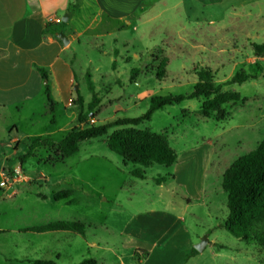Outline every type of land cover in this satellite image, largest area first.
Here are the masks:
<instances>
[{
	"label": "rangeland",
	"instance_id": "1",
	"mask_svg": "<svg viewBox=\"0 0 264 264\" xmlns=\"http://www.w3.org/2000/svg\"><path fill=\"white\" fill-rule=\"evenodd\" d=\"M187 6L164 8L157 4L146 20L140 19L138 11L130 26L121 31L113 30L117 22L109 23L104 17L72 43L64 56L77 75L75 86L84 98V113L92 102L88 74L101 100L86 122H78V107L72 108L75 118L71 121L69 111L59 107L52 111L53 107L41 101L20 112H0V143L4 145L14 125L22 132H50L22 140L18 156L0 158V264H26L10 263L9 259L25 254L21 244L27 234L26 230L17 232L22 227L20 219L39 205L38 211L45 213L48 209L52 220L78 217V222L87 225L88 239L95 234L113 248L96 252L78 238L80 243L76 246L83 247L82 251L62 255L59 264H79L89 258L104 264H135V246L143 239L142 224L148 222L145 226L153 235L161 226V216L146 211L151 206L159 207L160 199L168 198L172 189L178 190L182 205L186 203L183 194L192 201L186 222L195 242L209 236L210 241L225 245L227 253L238 255L239 248L247 251L248 255H239L242 264H263L264 257L257 254L255 245L241 242L223 226L229 210L221 168L254 150L264 139V57H256L251 47L252 43H264V0H228L206 8ZM83 26L78 27L81 30ZM163 58H168V66L166 77L160 80L156 69ZM206 67L216 73L218 84L242 70L257 78L223 88V93L241 95V101L223 106V121L214 116L205 118L200 113L203 100L190 99L167 106L136 126L168 137L179 156L171 167L125 166L122 158L107 146L114 128L105 136L82 141L79 150L64 161L57 160L62 152L57 145L35 149L23 164L22 157L34 140L51 137L60 142L74 127L82 129L118 117H140L148 111L153 96L192 93L198 80L196 71ZM135 69L140 73L131 81ZM15 131L12 128L10 134ZM135 169L144 170L146 179L134 177L131 172ZM24 176L28 180H22ZM174 176L177 182L173 181ZM158 178H163L166 185L160 187ZM47 179H51L50 184ZM20 181L25 183L21 186L25 192L15 199L14 191ZM46 189L74 190L72 199L76 205L61 202L64 206H55ZM38 191H42L43 198L48 195V200H39ZM180 200L177 211L181 209ZM136 214L141 218L130 225L131 236L123 233L124 224ZM47 237L44 244L53 246L55 240ZM210 247L202 252L203 259L209 255Z\"/></svg>",
	"mask_w": 264,
	"mask_h": 264
},
{
	"label": "crops",
	"instance_id": "2",
	"mask_svg": "<svg viewBox=\"0 0 264 264\" xmlns=\"http://www.w3.org/2000/svg\"><path fill=\"white\" fill-rule=\"evenodd\" d=\"M225 1L228 0H0V112L8 109L20 112L35 101L49 104L45 93V89L48 87L53 99V111L58 107L64 112L69 111L68 116L72 121L75 118V112L72 108L75 107L78 96V85L75 86L77 75L70 67V60L65 58L64 54L73 42L79 41L85 31L97 26L104 17L109 23L110 20L117 22L113 30L121 31L125 26H130L131 18L135 17L138 11H141L140 19L145 18L146 20V16L153 11L157 4L164 8H174L179 4H188L191 8L195 5L206 8L222 4ZM72 3L75 4V8L68 12ZM147 4H150L149 8H146ZM152 7L154 8L152 9ZM66 13L69 14V20L64 22L65 24H61L63 22L62 17ZM83 20L86 23H83ZM81 24L84 26L80 30L78 26ZM58 33L67 35L70 40L68 46H65L57 38ZM35 64L47 69L48 79H43L34 68ZM12 128L16 130L13 135L10 134ZM10 130L7 138L8 143L6 145L3 142L0 143V158H3L4 155L7 157L18 156L22 140H27L33 135L41 136L50 133L22 132L17 125L12 126ZM227 167L224 164L221 169L225 172ZM224 172L221 173L224 175ZM41 175L43 174L41 173ZM22 180H28V177L24 176ZM173 181L177 182V177L174 176ZM22 182L16 184L15 199L21 192H25L24 188L21 187L25 183ZM50 182L51 179H47V183L50 184ZM164 185L166 184L159 186ZM40 187L42 189L43 185ZM177 191V189H172L168 193V198L160 199L159 207L151 206L146 211L149 214H159L161 226L159 232L153 235L149 234L150 229L145 226L149 223L142 224L144 228L141 226L140 231L143 232V239L135 248L136 250H145L148 254L144 256L142 252L134 253L135 264H242L239 262L241 260L239 255H248L246 254L247 251L239 248L236 253L238 255L227 253L225 245L218 241H210L209 236L202 238V240L204 238L208 240L202 251L194 248L202 240L199 243L195 242L194 235L186 222V214H189L192 201L183 194L182 198L185 199L186 203L182 205L183 200L178 199ZM41 192L38 191L36 194L41 196L39 200L47 201L48 195L43 198L42 195L44 194ZM56 192L59 191L47 190L51 198ZM178 200H180L181 208L179 211H177ZM54 201L57 207L64 206L60 205L61 202H65L66 206L76 205L75 202L70 203L68 200ZM39 207L40 205L35 210L28 212L26 218L21 217L22 227L18 228L17 232L26 230L25 243L21 244L25 249V254L9 259L10 263L22 261L28 264L29 261L38 259L59 262L62 255L70 256L82 251L83 247L76 246V244L79 245L80 240L90 250L96 252L98 250L113 251L108 241L99 239L95 234L93 238L88 239V235L83 236L70 231H33L35 227L56 221H77L79 219L78 217H70L63 218L65 220H61L62 218L52 220L48 214V209L44 213L43 210L38 211ZM190 215L192 214L190 213ZM140 218V214L133 215L124 224L123 233H129L130 225L134 221H139ZM89 230L91 229L89 228ZM108 230L109 228H106V231ZM109 233L111 232L109 231ZM129 235L131 236V232ZM47 236H52L55 240L53 246L44 244L46 238H49ZM78 238L82 239L79 240ZM208 245L212 249L209 255L203 259L202 252L207 249ZM194 249L197 251L196 254H193ZM94 259L99 264H104L97 258Z\"/></svg>",
	"mask_w": 264,
	"mask_h": 264
},
{
	"label": "trees",
	"instance_id": "3",
	"mask_svg": "<svg viewBox=\"0 0 264 264\" xmlns=\"http://www.w3.org/2000/svg\"><path fill=\"white\" fill-rule=\"evenodd\" d=\"M74 8L75 4L72 3L68 8V12ZM61 24L65 23L62 22ZM251 47L256 57H264V43H252ZM167 66L168 58H163L156 69L158 79L163 80L166 77ZM34 68L41 74L43 79H48V72L45 67L35 64ZM139 73V70H132L131 81H135ZM195 74L198 80L192 93L153 96L148 111L140 117H118L113 121L91 125L82 129L74 127L60 142L51 137L32 141L29 144V152L22 157L23 164L31 157L35 149L39 147L53 148L57 145H60L62 150L57 160L58 162L64 161L65 158L70 157L79 150L82 141L105 136L110 129L114 128V132L107 139V146L122 158L125 166L133 164L144 169L155 165L171 167L177 162L178 154L171 146L168 137L148 129H138L136 126L143 121L151 120L155 112L190 99L203 100L200 110L202 116L205 118L214 116L217 121H223L226 118L223 106L241 101L239 93H223V88L234 84H243L249 79L257 78V76L242 70L230 80L218 84L216 82L217 75L211 68H201ZM91 77L88 74V86L92 93V102L88 105L87 112L84 113V98L82 95L78 93L75 101V107H78V122L81 124L86 122L87 116L95 112L101 101L95 92ZM45 93L51 108L53 107V99L48 87L45 89ZM131 174L134 177L146 179L144 170L135 169ZM156 182L161 185L164 184L165 180L158 178ZM222 188L227 193V207L229 210L223 226L241 242L255 245L257 254L264 257V139L257 144L254 150L237 158L227 167L223 175ZM72 196L73 190H62L54 193L53 198L56 201L68 200L73 203ZM86 229L87 225L82 222L57 221L35 227L33 231H70L85 236ZM138 252H142L144 256L148 254L145 250H137ZM196 253L197 251L194 249L193 254ZM28 264L59 263L55 260L38 259L29 261ZM79 264H99V262L94 258H89Z\"/></svg>",
	"mask_w": 264,
	"mask_h": 264
},
{
	"label": "water",
	"instance_id": "4",
	"mask_svg": "<svg viewBox=\"0 0 264 264\" xmlns=\"http://www.w3.org/2000/svg\"><path fill=\"white\" fill-rule=\"evenodd\" d=\"M69 20V14H66L63 18H62V21L63 22H68ZM57 38L65 45V46H68L69 43H70V40L69 38L67 37V35L65 33H58L57 35ZM77 88V87H76ZM208 243V240L206 238H204L200 244L196 245L195 246V249L198 250V251H202L205 246L207 245Z\"/></svg>",
	"mask_w": 264,
	"mask_h": 264
}]
</instances>
